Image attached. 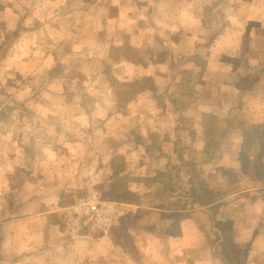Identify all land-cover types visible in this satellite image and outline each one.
<instances>
[{"label":"crops","instance_id":"crops-1","mask_svg":"<svg viewBox=\"0 0 264 264\" xmlns=\"http://www.w3.org/2000/svg\"><path fill=\"white\" fill-rule=\"evenodd\" d=\"M50 7L0 60L58 98L0 109V264H264V0Z\"/></svg>","mask_w":264,"mask_h":264},{"label":"rangeland","instance_id":"rangeland-1","mask_svg":"<svg viewBox=\"0 0 264 264\" xmlns=\"http://www.w3.org/2000/svg\"><path fill=\"white\" fill-rule=\"evenodd\" d=\"M15 1V2H13ZM50 3H38L37 1H21V0H0V60H2V55H4L5 51L9 49V45L12 44V41L19 29L17 22L20 21L21 14H24V12L28 13L29 16L27 18V14H24L22 20L19 22L22 23V27L27 26H35L38 22L40 23H46L47 27H49V24H53V18H50L49 10L51 11L53 7H50L52 5V0L46 1ZM64 4V3H63ZM45 8H44V7ZM17 8L19 11H17V14L11 13V10L13 8ZM41 18L38 19V8ZM42 9H45V11ZM216 15V13H214ZM26 17V18H24ZM214 17V15H213ZM211 15V18L205 19V21L210 22L211 25H213V18ZM43 25V24H42ZM46 34L49 36H54L57 38V36H60L61 33H55L53 35V30L51 27L46 29ZM211 35H207V39L210 38ZM61 37V36H60ZM80 39V36H77V40H75V43L77 45H84L85 43H80V41L87 42V44H93L92 40H89L90 38H85L83 40ZM206 39V40H207ZM49 40V44L51 43V39ZM1 65L3 63H0ZM1 68V67H0ZM61 68L59 66H54L52 71H54L55 74H58L61 72ZM5 75L0 73V109H4L5 107H16L17 109H20L22 107L27 108V110H32L33 108H37V106L41 107H47V106H54L58 98L57 96L48 93H42L41 95L38 94V91L36 90V87L34 84L29 82V79L23 78L20 74L17 72H8ZM184 81L189 76V74H186V71L183 72ZM18 87H22V89L17 90ZM16 88V89H15ZM12 98L9 100V96ZM40 95V96H39ZM46 95V96H45ZM8 96V97H7ZM15 99V100H13ZM44 103H47L46 106H44ZM6 115L2 114L0 115V122H3V124H0V133L3 131V127H5L4 123L6 122ZM200 122V120L198 119ZM33 122H36L33 120ZM9 137V134H7ZM5 142L4 137L0 134V142ZM8 141H11V137L8 138ZM8 145V144H7ZM185 149V146H183V150ZM224 166V165H222ZM201 173V170H200Z\"/></svg>","mask_w":264,"mask_h":264},{"label":"built area","instance_id":"built-area-1","mask_svg":"<svg viewBox=\"0 0 264 264\" xmlns=\"http://www.w3.org/2000/svg\"><path fill=\"white\" fill-rule=\"evenodd\" d=\"M79 204L83 205L81 213L77 214L78 217L92 214L97 221H103L109 216L108 210L111 208L109 201H99L96 199L95 194L88 195L79 200ZM108 223V222H107Z\"/></svg>","mask_w":264,"mask_h":264},{"label":"trees","instance_id":"trees-1","mask_svg":"<svg viewBox=\"0 0 264 264\" xmlns=\"http://www.w3.org/2000/svg\"><path fill=\"white\" fill-rule=\"evenodd\" d=\"M180 93V95H183L184 94V92H182V91H180L179 92ZM179 100V103H181L180 101H182V100H180V98L178 99ZM184 101V100H183ZM207 125H209V126H211L212 125V122H211V120H209V121H207V122H205ZM210 129V128H209ZM208 131H210V130H208ZM207 131V132H208ZM246 132H247V129H244L243 128V134L246 136ZM262 136V135H261ZM114 185V188H115V190H118V191H120V192H123V194H120L121 196L123 195L124 197H128V195L129 194H127L126 193V191H125V189L123 188V185H122V183H115V184H113ZM201 197V196H200Z\"/></svg>","mask_w":264,"mask_h":264}]
</instances>
